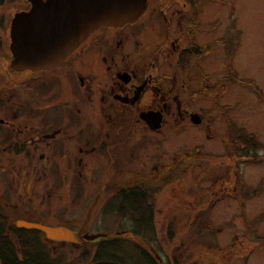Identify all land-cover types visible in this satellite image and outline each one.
Returning a JSON list of instances; mask_svg holds the SVG:
<instances>
[{
	"label": "rangeland",
	"instance_id": "rangeland-1",
	"mask_svg": "<svg viewBox=\"0 0 264 264\" xmlns=\"http://www.w3.org/2000/svg\"><path fill=\"white\" fill-rule=\"evenodd\" d=\"M18 6L16 0L4 1L0 17L15 12ZM191 10V0H151L147 16L166 15L170 23L163 24L162 32L169 29L172 39L184 38L186 42L185 21ZM198 10V41L202 46L213 45V49L187 69L178 65L180 52L173 51L165 34L160 36L155 18L148 21V28H142V34L136 35V47L126 43L129 56H119L121 65L149 59L152 75L171 77L166 85L175 83L173 95L183 84L200 92L194 100L181 92L180 99L184 108L203 118L202 123L168 116L164 129L150 131L146 140L140 139L132 161L122 163L118 170V183H147L156 189L153 223L147 220L139 228L129 215H120L119 203L112 198L116 188L109 184L100 190L101 180L97 177L91 181L87 177L85 192L70 195L68 186L61 184L54 191L48 176L39 178L41 166H45L41 162L0 159V196L9 202L3 211L13 217L10 220L21 216L46 225H66L81 233L76 242L54 241L41 234L46 248L54 256H63L64 264H84L78 258L85 248L94 252L98 239L86 240L85 233L122 236L127 235L125 231L139 233L137 242L151 246L161 264L174 263L175 257L181 264H191L194 259L199 264H264V0H201ZM236 31L239 43L232 57L233 67L237 76L247 78L256 88L233 82L222 94L213 95L205 88L200 69L211 84L227 76V44L223 37L229 38ZM4 64L0 62V66ZM95 71L105 79L102 65L97 63ZM152 95H147L148 101L154 100ZM88 122L107 121L106 116L96 114ZM240 130L253 134L262 148L245 155L244 145L239 146L233 139ZM89 166L96 174L103 163L92 162ZM21 168L27 173L32 171L29 180L24 172H18ZM6 173H13V187H22L16 200L5 187ZM27 182L26 193L23 189Z\"/></svg>",
	"mask_w": 264,
	"mask_h": 264
},
{
	"label": "flooded vegetation",
	"instance_id": "flooded-vegetation-1",
	"mask_svg": "<svg viewBox=\"0 0 264 264\" xmlns=\"http://www.w3.org/2000/svg\"><path fill=\"white\" fill-rule=\"evenodd\" d=\"M16 2L19 6L15 12H7L0 17V57L6 62V65L0 66V159H24L27 164L41 162L45 166H41L39 178L48 176L47 182H51H48L49 187L54 191L61 184L68 186L70 195L80 190L85 192L87 177L90 181L97 177L101 180L100 190L106 189L109 184L116 188L112 198L118 201L120 191L135 185L120 184L116 179L121 164L131 162L140 148V139L146 140L150 131H162L170 115L177 120L188 118L192 121L193 111L184 108L180 93L184 92L192 100L199 95L198 90L188 89L186 84L173 95L175 83L166 85L167 78L171 77L152 75L149 59L130 60L121 65L119 56H129L125 51L126 43L136 47L139 44L134 41L136 35L142 34V28H148V21L155 18L160 36L165 34V40L171 43L173 51L180 52L178 65L182 70L187 69L180 65L182 51L203 47L198 41L199 2L195 5L191 3L192 10L185 21L186 42L184 38L172 39L169 29L162 32L163 24L170 23L166 15L147 16L151 9V0H148L138 20L122 26L101 25L92 30L68 56L39 69H16L11 65L13 17L32 8L31 0ZM223 39L226 43L229 38ZM206 45L213 49V45ZM226 58L228 73L231 60L228 48ZM97 63L102 65L105 79L95 71ZM200 72L203 78L207 75L202 69ZM150 92L154 98L152 102L147 99ZM148 111L159 115L158 128H153L142 117V113ZM96 114L106 116L107 122H88V118ZM92 162L103 163L100 173L94 174L90 170ZM4 168L6 172V166ZM18 172H24L26 180L32 177V171L27 173L21 168ZM8 175L5 187L16 200L22 187H13V173ZM15 180L19 183L17 177ZM28 186L29 182L23 189L26 193ZM31 191L36 192L34 188ZM8 204L0 196V207L6 210ZM7 215L11 217L9 213ZM42 215L47 216L45 213ZM18 219L22 217L15 216V224Z\"/></svg>",
	"mask_w": 264,
	"mask_h": 264
},
{
	"label": "water",
	"instance_id": "water-1",
	"mask_svg": "<svg viewBox=\"0 0 264 264\" xmlns=\"http://www.w3.org/2000/svg\"><path fill=\"white\" fill-rule=\"evenodd\" d=\"M32 8L19 12L11 27V65L16 69L46 68L68 56L86 37L101 25L122 26L138 20L148 0H31ZM153 128L160 126L159 115L142 113ZM192 122L202 118L191 114ZM159 124V125H158ZM21 228L41 231L50 240L76 242L74 232L65 226H51L18 219ZM107 233H85L86 240H96ZM158 257V256H157ZM84 264H123L113 260L88 261Z\"/></svg>",
	"mask_w": 264,
	"mask_h": 264
},
{
	"label": "trees",
	"instance_id": "trees-1",
	"mask_svg": "<svg viewBox=\"0 0 264 264\" xmlns=\"http://www.w3.org/2000/svg\"><path fill=\"white\" fill-rule=\"evenodd\" d=\"M201 0H191L193 5ZM3 0H0L2 3ZM231 34V33H230ZM239 35L234 32L226 41V46L230 54V64L228 68V75L222 78L217 83L211 84L206 75L204 77V85L206 89H211L213 95L222 94L233 82L249 85L253 88L254 83L247 78L237 76L233 67V54L238 47ZM197 50L189 48L182 51L180 65L187 67L193 64L196 59L210 52V47L198 46ZM200 93V92H199ZM215 102H218L215 98ZM219 104V102H218ZM222 113L227 114V109L223 107ZM227 117V115H226ZM234 134V131H233ZM233 139L239 146L244 145L245 155L250 154L253 149L262 148L258 144L257 139L253 134L245 133V131H238ZM238 172V170H237ZM153 187H149L147 183H142L124 191H120L118 195V213L122 216L129 215L139 228H143L145 222L150 220L153 223L155 194ZM4 208L0 207V264H64L65 259L63 256H54L49 248H46L44 242L40 240L41 231L35 229H26L18 227L15 220H10L8 215L3 211ZM127 235L120 236L119 234L109 235L98 239V244L92 253L89 248H85L83 253L79 256L82 263L90 261L91 253L93 257L91 261L97 260H113L123 264H161L152 247L145 246L141 242H137L135 238L139 233L125 231ZM125 233V234H126ZM134 234L133 238L129 237ZM147 244V243H146ZM149 247V248H148ZM168 264H181L178 257H175L174 263ZM190 264V263H189ZM191 264H199L198 259L191 261Z\"/></svg>",
	"mask_w": 264,
	"mask_h": 264
},
{
	"label": "bare ground",
	"instance_id": "bare-ground-1",
	"mask_svg": "<svg viewBox=\"0 0 264 264\" xmlns=\"http://www.w3.org/2000/svg\"><path fill=\"white\" fill-rule=\"evenodd\" d=\"M15 16H16V15H15ZM15 16H14V17H15ZM14 17H13V19H14ZM12 55H13V52H12ZM13 58H14V56L12 57V59H13Z\"/></svg>",
	"mask_w": 264,
	"mask_h": 264
}]
</instances>
